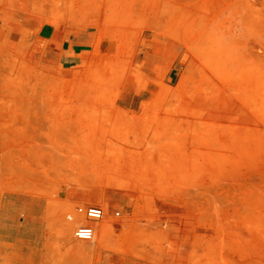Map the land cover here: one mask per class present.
I'll use <instances>...</instances> for the list:
<instances>
[{
  "label": "rangeland",
  "instance_id": "1",
  "mask_svg": "<svg viewBox=\"0 0 264 264\" xmlns=\"http://www.w3.org/2000/svg\"><path fill=\"white\" fill-rule=\"evenodd\" d=\"M261 71L264 0H0V264H264Z\"/></svg>",
  "mask_w": 264,
  "mask_h": 264
},
{
  "label": "built area",
  "instance_id": "2",
  "mask_svg": "<svg viewBox=\"0 0 264 264\" xmlns=\"http://www.w3.org/2000/svg\"><path fill=\"white\" fill-rule=\"evenodd\" d=\"M81 214L89 221H100L104 217V210L96 205L78 206L68 213L67 220L69 222H76L77 215ZM74 235L76 239L81 241L91 240L94 236V228L90 224L79 225L75 227Z\"/></svg>",
  "mask_w": 264,
  "mask_h": 264
},
{
  "label": "crops",
  "instance_id": "3",
  "mask_svg": "<svg viewBox=\"0 0 264 264\" xmlns=\"http://www.w3.org/2000/svg\"><path fill=\"white\" fill-rule=\"evenodd\" d=\"M69 40L71 41L72 39L70 38ZM75 50L76 48L74 44L69 41L64 42L62 50L59 52L58 55V60L64 67H73L78 64L80 56L78 54L73 53L75 52Z\"/></svg>",
  "mask_w": 264,
  "mask_h": 264
},
{
  "label": "bare ground",
  "instance_id": "4",
  "mask_svg": "<svg viewBox=\"0 0 264 264\" xmlns=\"http://www.w3.org/2000/svg\"><path fill=\"white\" fill-rule=\"evenodd\" d=\"M220 63V62H219ZM256 69H258V68H256ZM264 72V71H263ZM261 74H262V71H261ZM264 74V73H263ZM262 74V75H263ZM261 75V76H262ZM260 76V77H261ZM258 79H259V77H257ZM258 92V91H257ZM257 96H259V95H257ZM224 129V128H223ZM227 131V130H226ZM223 132V131H222ZM105 206V205H104ZM82 207H85V206H82ZM104 208V207H103ZM105 211V210H104ZM107 212V211H106ZM78 216V218H81L80 219V222L82 223V224H80V225H83V224H90V225H92L93 226V228H94V230H97V229H103V230H106V229H108V230H110L111 228H113V226H114V223H111V221H107V220H105V222H98V221H96V222H94V221H89V220H87L85 217H84V215H77ZM110 218H112V217H110ZM79 226V225H78ZM94 234H95V231H94ZM92 240V239H91ZM81 241V240H80ZM88 241H90V240H88Z\"/></svg>",
  "mask_w": 264,
  "mask_h": 264
}]
</instances>
